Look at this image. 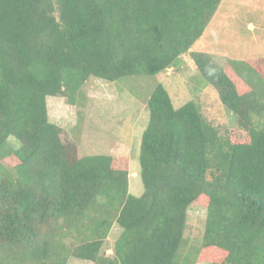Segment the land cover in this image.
<instances>
[{"label": "trees", "instance_id": "trees-1", "mask_svg": "<svg viewBox=\"0 0 264 264\" xmlns=\"http://www.w3.org/2000/svg\"><path fill=\"white\" fill-rule=\"evenodd\" d=\"M221 4L0 0V264H264V57L222 66L191 51ZM185 55L236 125L176 108L157 84L136 177L127 157H80L77 131L49 119V97L75 105L92 78H155ZM191 208L207 212L197 245Z\"/></svg>", "mask_w": 264, "mask_h": 264}, {"label": "rangeland", "instance_id": "rangeland-1", "mask_svg": "<svg viewBox=\"0 0 264 264\" xmlns=\"http://www.w3.org/2000/svg\"><path fill=\"white\" fill-rule=\"evenodd\" d=\"M191 51L206 53L222 66L231 60L264 57V0H222L205 34ZM159 83L168 90L176 108L195 101L214 126L224 129L236 125L234 114L222 105L217 91L205 82L189 55L183 57L180 71L170 69L155 78L116 83L92 78L75 105L65 98L49 97V119L77 131L80 157L95 154L127 157L130 172L136 177L140 174L141 138L149 122L147 102ZM130 193L134 196L144 193L140 176L130 180ZM206 214L204 208L188 211L186 237L195 245L201 242ZM120 231L117 226L113 228L104 245L107 254H112ZM68 264L92 263L71 258Z\"/></svg>", "mask_w": 264, "mask_h": 264}]
</instances>
